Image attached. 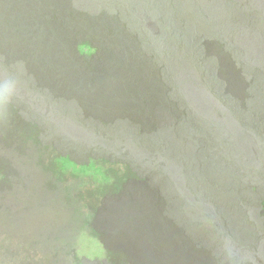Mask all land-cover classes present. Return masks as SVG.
Listing matches in <instances>:
<instances>
[{"label":"trees","instance_id":"1","mask_svg":"<svg viewBox=\"0 0 264 264\" xmlns=\"http://www.w3.org/2000/svg\"><path fill=\"white\" fill-rule=\"evenodd\" d=\"M75 1L68 6L61 2V7L59 0L52 2V6H44V2L38 7L31 4L28 7L20 5L23 4L22 0H0V51L7 63L16 60L18 68L21 63L29 71V77L23 78L20 90L14 89V86H20L17 82L21 76L14 77V68L11 71L13 65L5 66L7 75L0 74V85L12 86L11 91L10 88L0 87V141H6L8 149L16 145L18 151L25 148L36 150L38 163L48 175L47 185L50 188L54 186L58 196L68 206L65 207L67 210L63 208L67 214L60 221L62 235L55 231L50 239L36 240L35 243L44 245L56 254L60 253L61 257L49 261L52 264H83L78 247L82 237L101 244L105 256H109L114 264L135 263L140 253L134 241L133 228L136 226L132 220L126 222V219L139 214L141 204L156 227H161L163 221L172 223V220L158 216L156 212L157 201L170 205L166 192L171 191L173 196L179 195L182 206H187L179 217L185 221L180 227L187 241L180 249L179 257L185 258V255L191 254L195 255L197 261V256L202 258V249L211 245L207 237L230 242L227 236L230 232L235 233L236 229L247 234L248 243L255 242L257 245L251 248L237 247L232 251L239 258H243L241 249L258 254L264 245V66L258 63L264 61V55L254 58L242 55L241 61H238L220 42L209 44L198 41L195 45L192 42L190 49H204V56L198 59L192 51L189 53L190 50L181 52L186 56V63L180 64L179 71H183V67L189 68L192 73L182 81L183 87L186 85L190 89L188 97L176 91L178 88L171 87L172 67L166 71L149 63L144 66L145 83L141 86L143 81L138 78L128 84L132 73L131 60L127 62L126 55L130 57L137 46L128 48L121 38L124 35L118 34L115 36L120 37L113 39L121 40L116 43L119 45L111 46L114 51L109 53L110 50H107L103 55L105 45L84 36L83 32L87 24L84 18H90L94 12H81ZM90 1L83 0L82 3ZM107 1L104 0V3ZM120 9L131 18L138 19L127 7ZM34 19L38 20L34 22ZM116 25L125 33L124 24L117 22ZM170 26L176 28L173 21L167 29ZM179 31L176 29V33ZM189 33L194 35L192 24L189 25ZM114 58L118 62L123 60L125 66H118L117 63L115 71L112 66ZM79 69H86V74H78ZM157 74L161 75L162 84L155 82ZM122 77L129 80L127 87L125 85L126 88L120 91L117 86ZM43 81H46L47 87L39 86ZM196 86L200 87L199 90H193ZM141 87H148V90L143 91ZM21 92L26 97L36 92L40 98L35 101L40 108L37 114L34 110L28 113L29 117H34L33 121L16 120L15 113L22 111L23 107L16 108L13 101L22 100ZM134 94L139 98H133ZM101 100L104 103L101 104ZM191 102L199 106L202 114H209L210 119L200 117ZM26 104L22 103V106ZM58 110L62 111L64 118L67 116L65 126L57 120L51 121L49 126L52 130L64 129L67 138L58 132L57 135L52 134L49 143L44 136L47 128L43 125L45 112L53 114ZM79 121L82 126L89 124L95 131L99 123L113 129V133L102 140L108 139L116 148L130 133L129 143L139 146L141 150L148 145L154 148L150 152L145 151L148 154L146 157L130 153L121 156L120 153L115 158L95 157L91 150L89 153L92 155H87V161H78L75 156L85 157L82 150L87 147V138L81 130L68 131L67 127L78 126ZM20 123L24 132L16 134L14 130ZM116 123H119V128L115 127ZM27 125L34 128L32 134L26 132ZM64 148L71 152H65ZM131 158L140 160L139 171L143 172L150 165L147 160L153 158L162 173L170 167L172 174L164 173L168 179L176 180V183L185 182L186 187H175L160 173H157L158 177L142 175ZM6 170V166L0 165V185L10 182L11 174ZM154 179L158 180L157 183L152 182ZM137 182H142V189L134 187ZM142 191L152 194L153 199L139 195L129 208L116 201L122 195L133 199L134 193L140 194ZM109 193L113 197L115 195L113 210L123 219L119 224L129 228L131 245L128 249L117 247L113 241L114 234L105 235L103 243L100 240L101 233H104L99 228L102 220L99 207L106 205ZM212 194L216 196L210 200ZM45 196V201H48L51 195ZM6 202L7 198L0 194V209ZM5 216L0 218V242L3 238L9 241L8 236L12 238L9 233L3 237L1 227ZM191 220L201 221L202 227L193 228ZM195 234L201 236L197 247L191 240V237H196ZM7 244V247L0 246L1 249L5 248L0 251V259L11 254L10 243ZM210 254L207 252L206 259L209 257L210 264H216ZM171 255L161 258L156 264H180L172 262ZM233 260L236 262L238 258L235 256ZM204 262L207 264V261ZM1 263L23 264L8 260Z\"/></svg>","mask_w":264,"mask_h":264},{"label":"rangeland","instance_id":"2","mask_svg":"<svg viewBox=\"0 0 264 264\" xmlns=\"http://www.w3.org/2000/svg\"><path fill=\"white\" fill-rule=\"evenodd\" d=\"M55 0H22L23 4L28 6L31 4L34 7L41 6L45 2L44 6L50 5ZM73 0H59V6L61 7V2H64L66 6L72 4ZM107 1V0H105ZM83 0H76L74 3L81 12L87 13L94 12L90 15V18H84L87 24L84 28V36L93 39L95 42H102L104 46L103 55L107 50L109 53L113 52L111 46L119 45L113 38L120 37L115 36L118 34H123V41L127 44L128 48H135V51L130 54V57L126 55L127 62L131 60V79L127 77L120 78V85L117 88L121 91L123 88L127 87V82H135L138 78L143 81L141 86L145 83V67L147 64L166 69L168 71L171 67L170 76L171 87L178 88L176 91L182 93V96L188 97L186 85L183 87L182 81L186 77L192 75L189 68L181 67L179 71L180 64L185 65L186 56L182 55L181 52L185 50L193 52L197 55L198 59H202L204 56V49L192 48L199 42L201 43H214L220 42L225 45L227 51L231 52L234 59L241 61L242 55L248 56L249 58H254L258 55H264V0H142L136 2V0H108L105 6L104 0H91L87 4L82 3ZM74 4V5H75ZM125 6L130 9V12L135 15L138 19H133L129 14L121 10L120 7ZM71 14V12H70ZM70 14L67 16L70 17ZM87 15V14H86ZM88 16V15H87ZM62 17V16H61ZM191 19V21H189ZM35 20L38 19H34ZM124 24V32L119 30L116 23ZM173 21V25L176 28L167 26ZM116 22V23H115ZM2 23V22H1ZM38 22H36L35 28ZM192 24V32L194 35L189 33V25ZM176 29H179V33H176ZM120 33H118V32ZM170 31V33H169ZM185 31V32H182ZM186 38V41L184 40ZM112 39V40H111ZM111 42L107 44V42ZM193 42V43H192ZM2 47V45L0 44ZM122 46H125L124 44ZM139 50V52H136ZM122 56V55H120ZM199 56V57H198ZM108 57L106 58V60ZM121 62V63H120ZM118 62L117 58L112 60V66L114 70H117L118 66H125L123 60ZM126 62V63H127ZM189 62V60H188ZM69 63V62H68ZM13 65L11 71L14 68V77L21 76L20 86H14L15 90H20L23 85V78L29 77V71L25 68L24 64L19 63V68L17 67L16 60L12 63L6 62V57L0 51V74L7 75L8 70H6L7 65ZM258 65L264 66V61L258 63ZM207 68V67H206ZM157 69V68H156ZM129 70V71H130ZM186 71V72H185ZM80 75L86 74V69H79L77 71ZM151 73H154V68L151 69ZM98 77V75H97ZM155 79V78H153ZM19 80V79H18ZM36 83V81L33 79ZM155 82L157 84L161 83V75H156ZM1 84V83H0ZM140 84V83H136ZM186 84V83H185ZM126 85V87H124ZM156 85V84H155ZM39 86L47 87L46 81L40 82ZM0 87L10 88L12 86L4 87L3 84ZM43 87V88H44ZM142 88V87H141ZM159 88V87H158ZM200 87L196 86L193 90H199ZM143 91L148 90L147 88H142ZM22 100L15 99L13 103L17 108L19 106L23 107L22 111L16 112V120L19 122L23 121H33L34 117H29L28 114L30 110H34L35 113L39 111V107L35 105L36 100H40L38 94L33 92V100L30 101V96L26 97L25 94L21 92ZM29 95V94H28ZM133 98L138 99L135 94ZM26 105L27 106H22ZM104 101L101 100V104ZM194 111L202 117L204 120H209V114H202L200 108L194 102L190 103ZM46 111V110H45ZM44 112V109H42ZM53 114H56L53 115ZM50 111L45 112L43 121L44 136L47 142L50 143L52 139V134H58V132L65 138L67 136L64 134V129H53L49 126L51 121L57 120L65 126L67 116L64 118L62 111H56L54 113ZM24 117V119H23ZM49 118V120H48ZM79 118V117H78ZM98 120V119H97ZM80 122V123H79ZM78 126H68V131L79 129L87 142L85 149L82 150L84 156H75L78 161H87L89 152L96 154L95 157H111L115 158L121 156L123 153H130L139 157H146L148 154L145 152H150L154 147L148 145L146 149L141 150L139 146L129 143L128 139L130 137L124 136V142L118 148H116L111 141L102 140L105 136H109L113 133V129L103 127L99 123L98 130H93L89 124L82 126V122L79 121ZM2 123V122H1ZM80 124V125H79ZM20 123L14 132L20 134L24 132L21 130ZM59 125V124H57ZM67 126V125H66ZM26 127V126H25ZM116 128H119V123L115 124ZM28 134H32L34 128L31 129L29 125L25 128ZM63 132V133H62ZM134 134V133H133ZM13 135V134H11ZM119 136V135H117ZM166 141V145H168ZM13 148L8 149L6 141H0V165L6 166L7 173H10V182L7 185H0V194L7 198V202L4 207H1L0 215L5 216L4 225L1 229L7 235L8 233L12 235V238L8 236L9 241H5V238L1 239L0 246H8L10 243L11 254H7L0 259L4 262L6 260L19 261L23 264H50L52 259L55 257H61L60 253L56 254L52 250L47 249L44 245L35 243L36 240L50 239L55 231H58L62 235L60 221L66 216L67 212L64 211L65 207L62 198H60L54 188L47 185L48 175L42 168L41 164L38 163V153L30 148L21 149L12 146ZM65 152H71L66 148ZM11 153H7V152ZM108 152V153H107ZM92 155V154H91ZM32 158H34L32 160ZM135 168L139 171L140 166L138 160H134ZM147 159V158H146ZM140 161V160H139ZM148 170L145 172L139 171L142 175H156L157 173L162 174L170 184L175 187H186L185 182H177L176 180H170L167 178L165 172L171 175V169L168 167L165 172H161L160 167L153 158L148 160ZM158 180H152L153 183H157ZM131 183V182H129ZM128 183V184H129ZM134 185L135 188L142 189V182H137ZM177 189V188H176ZM180 190V189H177ZM167 196L169 197L170 205L161 203L157 201L158 207L157 215L164 216L166 219H170L173 222L166 224V221L162 222L161 227H156L151 216L145 214V207L139 204L141 212L134 215L128 219L126 222L132 220L135 223V229L133 228L134 241L140 250L138 259L132 262V264H156L161 258L167 257L168 255H174L170 257V260L174 263L180 264H210V258L206 259L207 252H211L210 256L214 257L216 264H264V245L260 248L258 254H254L247 249H241L243 253V258H239L232 249L237 247L251 248L255 247L257 244L248 243L247 234L244 232L235 230V233H229L228 238L230 242H221L218 238L211 236V239L207 237V240L211 245L207 248L202 249V258L197 256V261L195 255H185L184 257H179L180 249L186 245V239L184 232L182 231L180 224L183 225L185 221L179 218L180 215L187 210V206H182L178 199V194H171V191H167ZM154 194V192H153ZM49 196V203L45 201L46 196ZM148 196L149 199H153L152 194H147L146 191H142L140 194L134 193L133 199L124 197V195L117 197L116 201L121 203L124 208H129L131 205L139 198ZM63 196V195H61ZM215 194H212L210 200H213ZM57 198V199H56ZM156 200V196L154 197ZM115 201V195L109 193L106 197V205L104 207H99L100 216L102 218L99 223V228L104 233H101V242L106 240L105 235L114 234L115 239L113 240L117 247H124L126 249L130 248L131 245V235L127 225H120L119 221L122 219L117 211L113 210V202ZM64 208V209H63ZM67 210V209H66ZM155 210V209H154ZM6 211L8 213L6 214ZM74 213V212H73ZM0 216V218H2ZM123 220V219H122ZM190 225L193 228L202 227L203 223L198 220H191ZM181 229V231H180ZM26 230H30L25 233ZM196 237H191L193 245L197 247L199 243L200 235L195 234ZM83 238V239H82ZM80 238L78 243L79 253L82 256L83 264H114L110 257L105 256V250L101 244L96 243L95 240L89 238ZM199 238V239H198ZM5 250V248L0 251ZM251 250V249H250ZM118 251V250H117ZM28 252V253H27ZM182 252V251H181ZM232 252V254L230 253ZM2 254V252H0ZM12 259H11V257ZM238 258V261H234V257ZM52 260V261H53ZM131 261L125 264H130ZM52 264V263H51Z\"/></svg>","mask_w":264,"mask_h":264},{"label":"clouds","instance_id":"3","mask_svg":"<svg viewBox=\"0 0 264 264\" xmlns=\"http://www.w3.org/2000/svg\"><path fill=\"white\" fill-rule=\"evenodd\" d=\"M232 264V263H231Z\"/></svg>","mask_w":264,"mask_h":264}]
</instances>
